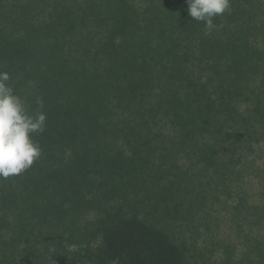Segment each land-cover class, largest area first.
<instances>
[{
  "label": "trees",
  "instance_id": "16d2710c",
  "mask_svg": "<svg viewBox=\"0 0 264 264\" xmlns=\"http://www.w3.org/2000/svg\"><path fill=\"white\" fill-rule=\"evenodd\" d=\"M214 23L223 26L205 35L185 0H0V71L47 115L33 135L41 157L0 178V264L47 262L31 246L35 227L55 224L53 207L55 229L69 210L110 207L89 229L74 217L54 231L61 264H189L184 245L113 210L112 195L170 174L176 192L201 201L244 173L264 181V0H231Z\"/></svg>",
  "mask_w": 264,
  "mask_h": 264
},
{
  "label": "rangeland",
  "instance_id": "374dc122",
  "mask_svg": "<svg viewBox=\"0 0 264 264\" xmlns=\"http://www.w3.org/2000/svg\"><path fill=\"white\" fill-rule=\"evenodd\" d=\"M177 157L179 166L184 170L192 166L182 154ZM256 161L259 164L262 159ZM171 167L173 166L168 163L164 169L173 171L174 168ZM240 177L237 179L239 187L231 184L230 189L223 191L214 185L212 194H207L201 201L197 200L198 190L190 193L187 190L176 192V186L170 185L175 177L170 174L155 179L154 187H150V181L147 180L145 186L141 187L143 189L136 190V196L131 186L119 189L118 193L112 195L110 205L113 210L119 208L120 214L135 213L166 229L170 236L184 245L189 264H264V207H260L264 204V181L252 172L241 174ZM188 188L190 184L186 181L183 190ZM147 189L150 192L145 197ZM241 197L245 200V207H236L240 205ZM142 201L144 202L139 203ZM109 208L86 207L79 216L76 215V210H69L67 215L62 216L65 225H61L60 229H55V224L60 221L49 214L57 216L58 212L53 211L56 208H49L51 210L45 218L55 224L49 230L46 226H42L40 232L37 227L33 229L38 236L33 245L29 241L32 255L45 252L44 259L47 262L43 264H61L66 255L55 247L59 240L54 233L68 230L69 221L74 217L79 227L88 224L89 229L106 216L105 211ZM26 215V221L33 218V213ZM36 221V218L31 221V227L35 226ZM10 235L7 234L2 239L7 241ZM30 238L33 239V236ZM18 244L25 247L28 242L23 237ZM34 264L41 263L34 259Z\"/></svg>",
  "mask_w": 264,
  "mask_h": 264
},
{
  "label": "clouds",
  "instance_id": "9594fccd",
  "mask_svg": "<svg viewBox=\"0 0 264 264\" xmlns=\"http://www.w3.org/2000/svg\"><path fill=\"white\" fill-rule=\"evenodd\" d=\"M188 15L203 22L204 34L219 30L223 25L214 23L216 17L231 11V0H185ZM9 73L0 71V178L22 174L42 154L34 134L43 133L47 115L41 109L42 99H37V111L30 112L23 100L8 83ZM72 251L76 250L72 246Z\"/></svg>",
  "mask_w": 264,
  "mask_h": 264
}]
</instances>
